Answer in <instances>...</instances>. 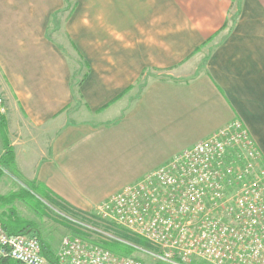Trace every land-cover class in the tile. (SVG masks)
<instances>
[{
	"label": "crops",
	"instance_id": "1",
	"mask_svg": "<svg viewBox=\"0 0 264 264\" xmlns=\"http://www.w3.org/2000/svg\"><path fill=\"white\" fill-rule=\"evenodd\" d=\"M97 1L91 35L73 41L89 68L74 89L46 34L63 0H0V99L19 179L89 212L235 118L264 161V0L229 33L232 0ZM4 174L1 194L26 191Z\"/></svg>",
	"mask_w": 264,
	"mask_h": 264
},
{
	"label": "built area",
	"instance_id": "2",
	"mask_svg": "<svg viewBox=\"0 0 264 264\" xmlns=\"http://www.w3.org/2000/svg\"><path fill=\"white\" fill-rule=\"evenodd\" d=\"M94 212L146 240L153 249L147 253L159 262L264 264L261 151L246 126L235 118L125 185ZM2 259L50 264L34 233H8L0 222ZM58 263L144 264L76 236L63 238Z\"/></svg>",
	"mask_w": 264,
	"mask_h": 264
},
{
	"label": "rangeland",
	"instance_id": "3",
	"mask_svg": "<svg viewBox=\"0 0 264 264\" xmlns=\"http://www.w3.org/2000/svg\"><path fill=\"white\" fill-rule=\"evenodd\" d=\"M250 3L251 0H232L229 8V14L224 25L227 33L231 32L234 26L237 27L238 25H248V20H244L242 23L240 20L243 16H246V10H248V8L252 9V7H249ZM98 4L102 3L97 0H95V2L92 0H63L61 6H59L56 12L52 14L50 22L47 26V36L53 39V42L59 46L63 54L66 56L69 65V71L73 74L72 85L74 89H76L80 77L86 76L89 68L86 64L85 58L82 57L83 55L81 54V51L75 48L73 41L75 42L77 38H82V34H85L84 32H92L93 26L91 23V15L93 9H97ZM75 22L78 23V26L75 30V33L70 34V25ZM66 26L69 28V30H66ZM99 30L100 33L106 32V34H104L106 38L109 33H111L110 35L115 34L113 33L114 31L108 32L111 30V28L109 25L106 26L105 23L100 25ZM96 31H98L97 28ZM90 35L91 34H85V36ZM90 43L88 49L89 52L91 50ZM155 74L161 75L157 72H155ZM3 151V147L0 143V159L3 155ZM262 164L264 166V161H262ZM0 169L2 170V172L0 171V182L2 180L4 183L8 184V181H13V179L9 177V179H5L4 169L7 171V173H10L9 175L15 177L18 176L17 173L11 171L8 166L0 165ZM15 180L17 185L22 182L26 191H23L21 196L17 197L11 203V205L4 204L1 206L0 212H10V208L12 207L11 209L14 210L15 214L20 219H24L31 223L29 229L32 233H34V236L37 238L39 236L41 241L55 248L56 256H58L57 254L60 249L61 241L64 237L76 236L88 241L104 242L111 240L113 241V236H116L117 238H121L124 241L137 245V247L134 246L135 251L130 255L131 257L140 260L144 264L158 263L157 260L147 253V251L153 250L151 245L143 243L130 231L101 219L98 215H96L94 210L89 212L72 211L71 213L62 211L55 205L43 199L40 194L36 193L37 196H32L33 194H31L30 190L33 192L35 191L32 189L33 185L31 183L23 181L18 177L17 179L15 178ZM23 182H26V185ZM4 189L5 188H0L1 191ZM10 194H17V192H6L5 194L0 193V195L4 196H8ZM17 202L22 203L19 205L21 212H19V209L17 211L15 207V203ZM139 246H143V249L138 248ZM191 264L208 263L202 260H193L191 261Z\"/></svg>",
	"mask_w": 264,
	"mask_h": 264
},
{
	"label": "trees",
	"instance_id": "4",
	"mask_svg": "<svg viewBox=\"0 0 264 264\" xmlns=\"http://www.w3.org/2000/svg\"><path fill=\"white\" fill-rule=\"evenodd\" d=\"M1 108H2V105L0 103V143H1V146L3 147V150H4L3 155L0 159V165L8 166L11 171H13L14 173H18L17 168H16V164L14 161V157H13V150L10 146L8 139H7L6 118L4 116V113L1 112ZM0 171L2 172L1 169H0ZM31 184L33 185V183H31ZM32 189L37 191L38 194H40L46 201L55 205L60 210L68 212V213H71L72 211L78 212L76 209L70 207L68 204L61 203V202H58V201L52 199L43 190L36 189V188H34V186ZM21 193L10 194L8 196L0 195V207L3 206L4 204H10L11 205V203L17 197L21 196ZM28 197H30V196H28ZM11 208H10V210H11L10 212H8V211L7 212L6 211L0 212V222L3 226V228L5 229V231H7L8 233H19V232L25 233V232H27V230H30L29 227H30L31 223L29 221L24 220V219H20L15 214L14 210ZM39 238L40 237L38 236V239ZM138 238L143 243L150 245L146 240H144L140 237H138ZM91 242H93V241H91ZM39 243L41 246L42 256L50 264H59L58 263V257L50 249V246L48 244H46L45 242L41 241L40 239H39ZM93 243L99 244L102 247L110 250L111 252H113L117 255H122V256H130L135 251L134 246H132L128 243L122 242V241H118V240H113V241L111 240V241H104V242H95L94 241ZM131 244H133V243H131ZM0 264H21V263H19L17 261L10 260V259H2V260H0ZM157 264H167V263L158 262Z\"/></svg>",
	"mask_w": 264,
	"mask_h": 264
},
{
	"label": "bare ground",
	"instance_id": "5",
	"mask_svg": "<svg viewBox=\"0 0 264 264\" xmlns=\"http://www.w3.org/2000/svg\"><path fill=\"white\" fill-rule=\"evenodd\" d=\"M0 101H1V99H0ZM2 102V101H1ZM25 233H28V232H25ZM80 238V237H79ZM82 239V238H81ZM115 239V238H114ZM84 240V239H83ZM88 241V240H87ZM58 255V254H57ZM58 257V256H57Z\"/></svg>",
	"mask_w": 264,
	"mask_h": 264
}]
</instances>
